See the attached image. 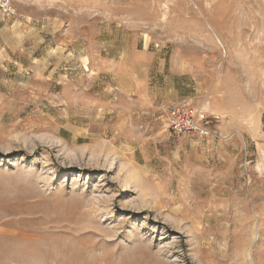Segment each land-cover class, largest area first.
<instances>
[{
  "label": "rangeland",
  "instance_id": "374dc122",
  "mask_svg": "<svg viewBox=\"0 0 264 264\" xmlns=\"http://www.w3.org/2000/svg\"><path fill=\"white\" fill-rule=\"evenodd\" d=\"M12 3L0 264H264V0Z\"/></svg>",
  "mask_w": 264,
  "mask_h": 264
},
{
  "label": "built area",
  "instance_id": "2783aa9c",
  "mask_svg": "<svg viewBox=\"0 0 264 264\" xmlns=\"http://www.w3.org/2000/svg\"><path fill=\"white\" fill-rule=\"evenodd\" d=\"M0 12L7 18L16 15L12 0H0ZM214 118L190 103L171 104L166 109V128L177 136L198 134L210 137Z\"/></svg>",
  "mask_w": 264,
  "mask_h": 264
}]
</instances>
